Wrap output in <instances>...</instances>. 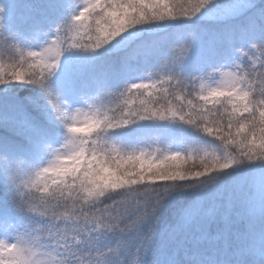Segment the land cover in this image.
Wrapping results in <instances>:
<instances>
[{"label": "snow or ice", "instance_id": "6c2138e0", "mask_svg": "<svg viewBox=\"0 0 264 264\" xmlns=\"http://www.w3.org/2000/svg\"><path fill=\"white\" fill-rule=\"evenodd\" d=\"M0 264H264V0H0Z\"/></svg>", "mask_w": 264, "mask_h": 264}, {"label": "trees", "instance_id": "16d2710c", "mask_svg": "<svg viewBox=\"0 0 264 264\" xmlns=\"http://www.w3.org/2000/svg\"><path fill=\"white\" fill-rule=\"evenodd\" d=\"M27 2V0H18V3L21 5V11L23 10V5Z\"/></svg>", "mask_w": 264, "mask_h": 264}]
</instances>
